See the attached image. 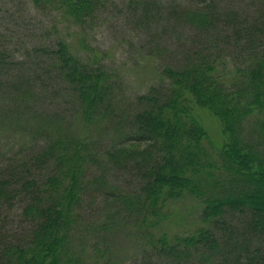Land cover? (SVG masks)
I'll use <instances>...</instances> for the list:
<instances>
[{
    "label": "trees",
    "instance_id": "trees-1",
    "mask_svg": "<svg viewBox=\"0 0 264 264\" xmlns=\"http://www.w3.org/2000/svg\"><path fill=\"white\" fill-rule=\"evenodd\" d=\"M105 1L32 0L58 11L62 21L80 32L43 48L40 60L17 73L0 52V130L27 134L30 143L0 161V264L98 262L104 253H88L85 237L114 233L123 225L150 237L166 221L165 208L186 198L201 206L193 230L171 237L162 233L150 237V244L176 254L200 248L212 264H264L260 19L242 28L237 10L221 8L215 0L189 5L132 1L143 23L151 21L154 11L161 12L169 18L167 26L185 23L202 33L206 47L152 67L154 81L133 99L130 111L118 101L119 73L81 32ZM223 23L233 24L229 34L220 29ZM179 33L183 37L185 30ZM223 38L241 43L239 63L224 59ZM40 100L49 109L41 110ZM195 108L218 120L224 135L219 148L207 146ZM106 133L111 137L103 152L100 141ZM128 167L139 175L131 193L109 180V173ZM96 193L106 195L110 214L98 226L82 216L85 198ZM12 212L26 226L18 239L8 227ZM228 213L240 215L242 223L226 220ZM258 235V246L245 243Z\"/></svg>",
    "mask_w": 264,
    "mask_h": 264
},
{
    "label": "rangeland",
    "instance_id": "rangeland-1",
    "mask_svg": "<svg viewBox=\"0 0 264 264\" xmlns=\"http://www.w3.org/2000/svg\"><path fill=\"white\" fill-rule=\"evenodd\" d=\"M132 1L134 0H106L93 19L81 29L86 35L87 43L105 52L106 63L122 78L118 101L130 111L135 109L133 99L145 92L154 81L151 78L152 67L156 65L160 68L174 59L187 56L189 50L195 51L206 47L199 38L202 33L185 23H180L176 27L172 22L169 23L171 26H167L169 18L161 12L157 15L154 11L151 21L143 23L144 19L140 11L134 9L135 5ZM158 1L164 4L178 2L189 5L199 0ZM215 2L221 8L237 10L238 22L242 28H251L252 24L260 19L259 25L263 24L261 28L264 29V0H215ZM217 12L226 13V11ZM232 27L233 24L223 23V28L220 29L229 34ZM77 28L79 27L73 23L62 21L58 11L50 7L36 6L32 0H0V52L4 53L5 60L16 73L27 64L35 63V59L40 60L43 48H53L56 42L62 39L69 41L70 35L80 32V28L78 30ZM180 30H185L183 37L180 36ZM261 43L264 47V39ZM165 45L168 48L165 49ZM221 45H223L224 59H227L229 64L240 62L241 43L235 44L234 41L223 38ZM149 54L153 55L155 60L149 58ZM3 78V73L0 72V80ZM40 101L41 110L49 109L43 100ZM57 107L58 111H62V105ZM194 114L207 133V146L213 149L222 146L224 135L218 120L207 110L195 108ZM75 129L79 127L76 126ZM101 137L100 148L104 152L109 146L111 136L106 133V136ZM21 146H24L23 148L30 146L27 134L10 129L0 130V161L7 159L11 153L18 152ZM109 180L121 191L131 193L138 186L139 175L132 167H128L123 171L114 170L109 173ZM262 194L264 196V189ZM105 196L102 193L88 195L83 203L82 216L96 226L103 224L108 218L107 215H110L106 212L108 204ZM165 209L167 219L161 222L156 230L154 229L151 238L156 239L162 233L171 237L192 231L197 224V215L201 206L194 200L186 198L170 204ZM223 217L231 220L235 225H240L243 221V218L236 213L224 214ZM8 218L12 237L16 239L23 237L25 224L14 212L8 214ZM125 225L130 227L131 221L129 225ZM104 237L106 238L102 239ZM150 237L141 236L133 228H126L123 225L114 233L102 232L99 236L95 232L85 237L82 242L91 255L97 249L104 253L102 258L96 259L98 262L90 261V264H212L210 257H207L200 248L178 254L162 252L159 251L156 243L150 244ZM258 237L259 239L253 242L245 243L258 246L261 244V237L259 235Z\"/></svg>",
    "mask_w": 264,
    "mask_h": 264
}]
</instances>
